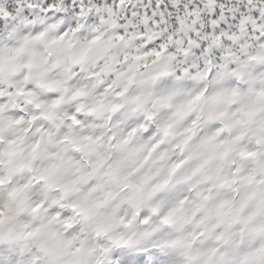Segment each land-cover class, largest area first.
Returning a JSON list of instances; mask_svg holds the SVG:
<instances>
[{
	"label": "snow or ice",
	"instance_id": "snow-or-ice-1",
	"mask_svg": "<svg viewBox=\"0 0 264 264\" xmlns=\"http://www.w3.org/2000/svg\"><path fill=\"white\" fill-rule=\"evenodd\" d=\"M0 264H264V0H0Z\"/></svg>",
	"mask_w": 264,
	"mask_h": 264
}]
</instances>
